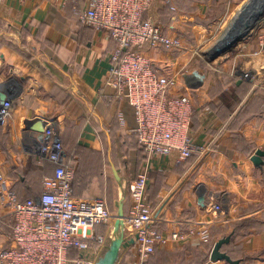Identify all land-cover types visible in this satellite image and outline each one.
<instances>
[{
    "label": "crops",
    "instance_id": "1",
    "mask_svg": "<svg viewBox=\"0 0 264 264\" xmlns=\"http://www.w3.org/2000/svg\"><path fill=\"white\" fill-rule=\"evenodd\" d=\"M253 1L167 0L151 13L169 36L199 48L197 56L155 55L158 66L191 96V136L199 152L182 162L176 152L153 157L146 203L154 211L155 228L165 234L203 225L211 232L209 242L191 237L164 244L152 257L156 264H229L210 259L215 243L228 236L231 241L222 252L232 260L264 264V165L255 166L251 160L257 150L264 151V28L233 53L214 59L216 64L207 66L203 60L209 49L212 53L224 42L235 17L253 11ZM169 2L174 11L162 19ZM114 48L112 38L81 20L72 2L0 0V103L3 96L13 102L12 119L0 127V170L21 198H38L43 177L52 173L27 166L37 134L27 125L55 120L66 146L90 148L103 156L98 173L90 175L89 189L77 191V197L105 198V184L114 178L120 195L118 206L111 204L113 214L117 218L121 202L125 216L131 214L134 183L146 157L136 139L131 144L137 151L123 153L120 163L103 151V136L126 137L135 124L132 108L115 102L111 89L101 95ZM196 72L201 79L191 78ZM119 111L124 112L127 127L118 126ZM74 122L81 126L73 127ZM16 166L25 177L14 171ZM219 199L224 214L218 217L208 206ZM116 218L112 225L94 230L106 240L98 261L113 240ZM12 226L13 219L0 209V246L9 243L4 230ZM131 235V230L125 231L126 239ZM119 259L117 264H134L138 246L122 250Z\"/></svg>",
    "mask_w": 264,
    "mask_h": 264
},
{
    "label": "built area",
    "instance_id": "2",
    "mask_svg": "<svg viewBox=\"0 0 264 264\" xmlns=\"http://www.w3.org/2000/svg\"><path fill=\"white\" fill-rule=\"evenodd\" d=\"M65 1L73 3L74 12L83 22L115 42L101 95L106 96L111 89L115 102L132 108L135 124L129 130L146 157L134 183L131 214L123 219L125 231L132 232L129 239H135L138 246L134 264H155L152 257L168 242H186L191 237L209 242L207 225L169 235L157 230L154 211L146 203L153 157L176 152L182 162L199 152L191 136V96L174 76L158 66L159 57L155 55L169 52L197 56L199 48L188 46L179 36H169L151 17L155 5L167 0ZM12 117L13 102L6 99L0 103V127L9 124ZM118 120L127 127L123 111L118 112ZM44 123L43 139L36 134L30 145L33 165L52 171L43 177L38 198L22 199L0 170V209L13 219L10 246H0V264H97L98 252L106 240L97 238L94 230L112 225L116 216L106 201L75 195L74 163L78 156L64 146L57 121ZM208 207L218 217L224 214L221 200H212Z\"/></svg>",
    "mask_w": 264,
    "mask_h": 264
},
{
    "label": "rangeland",
    "instance_id": "3",
    "mask_svg": "<svg viewBox=\"0 0 264 264\" xmlns=\"http://www.w3.org/2000/svg\"><path fill=\"white\" fill-rule=\"evenodd\" d=\"M264 13V9L260 11L259 13V18L263 17V19H261V21L259 22H253V20H251V18H248L247 23H249L251 25V29L249 31H247L246 33H241L240 29H239V23H243L246 21L245 18L238 16L235 17L238 19V23L237 26L235 27L236 30L233 32V34L231 35L234 37H238V39H235L233 44L231 45V47H229V50L224 53L222 56L231 54L234 52V50L237 48V46H239L240 44H243L245 42H247L248 40H250L251 38H253L254 36L258 35V32L263 31L264 28V14L261 15V13ZM232 25V23H231ZM220 35V34H219ZM219 35L216 36V41H218ZM217 43V42H216ZM222 44H219V47H223L224 45H226V42L221 41ZM216 45V44H215ZM210 50V49H209ZM207 51L206 53H210V51ZM215 50V49H214ZM214 50L212 53L208 54H204L203 55V60L206 61L207 66L208 64H216V60H214ZM221 57V56H220ZM222 58V57H221ZM161 65V64H159ZM168 69V68H167ZM167 74L169 72H166ZM82 122V121H80ZM8 125V124H7ZM73 127L78 128L81 126V124H76V122H74L72 124ZM7 129H9V126L6 127ZM129 132V131H128ZM130 133V132H129ZM103 136V134H102ZM72 139V137H71ZM134 139V140H133ZM103 143H104V154L106 155L107 158H109V155H111L113 158H115V160L120 163L122 160V154L123 153H127V152H134V150L137 151V149H134V146L132 145L133 142L135 143V138L134 135H132L130 133V135L128 136H121L119 138L117 137H113V138H107V136H103L102 137ZM125 141L130 142L128 144H123ZM132 143V144H131ZM64 146L66 147V149L69 151L70 150V145L68 147V145L66 146L64 141H63ZM69 144V143H68ZM68 147V148H67ZM73 151H75V153L77 154V156H79V161H76V163H74V167H75V176H76V183H77V191L80 192L83 189H89L88 187V180L91 179V174L93 175L94 173L97 174L99 171V167L101 166V164L103 163V156H98V154L94 153L93 151H91L90 148H88L87 150H79L78 149V153L76 152V149L71 148ZM82 158V159H81ZM108 161V159L106 160ZM112 164H113V160H112ZM116 168V167H115ZM49 170H44L43 172H47ZM77 173V175H76ZM116 174H115V178H116ZM115 180L114 178L112 180H110V182H108V184H105L104 187V191H105V198H100L98 197L96 200H104L106 201L107 205L109 206V208L111 207L112 202L113 205L118 206V200H119V195L120 193H118V189L116 191V186L114 184ZM102 185H104V182L102 181ZM102 185H101V193H102ZM108 196V198H107ZM112 210V209H111ZM114 213V212H113ZM115 214V213H114ZM117 219V218H116ZM10 223L11 220L9 219ZM115 221V220H114ZM10 229L5 228V235L8 236V232ZM211 233V232H210ZM155 263V262H153ZM156 264V263H155Z\"/></svg>",
    "mask_w": 264,
    "mask_h": 264
},
{
    "label": "water",
    "instance_id": "4",
    "mask_svg": "<svg viewBox=\"0 0 264 264\" xmlns=\"http://www.w3.org/2000/svg\"><path fill=\"white\" fill-rule=\"evenodd\" d=\"M264 13L262 12L261 15ZM238 20H236L230 27L228 33L223 37V40L226 42V45L223 46L222 48L217 46L214 50V59L219 58L222 56L224 53H226L229 50V47L233 44L235 39H238V37H234L231 35L233 32L236 30ZM245 27H249V23H245ZM191 78L194 79H201V76L199 73H194ZM6 100V97H2V102ZM28 130H32L38 134V139L42 140L43 139V133L45 130V123L42 122H35L27 125ZM263 157H264V151L263 150H257L255 154L252 156L251 160L255 164V166H261L263 162ZM115 169V168H114ZM115 174H117L116 169L114 170ZM200 204L204 207V201H205V196L200 197ZM124 210H123V202L120 203V208L117 216V220L115 223L114 227V235H113V240L105 252L104 256H102L98 264H117L119 262V257L122 252V250L130 247L131 245H135V239H126L125 236V224H124ZM231 241V237L228 236L226 238H223L219 240L218 242L215 243L213 250L211 252L210 259L212 261H226L229 264H239L238 261L232 260V258L227 255L226 253L222 252L223 246L226 244H229Z\"/></svg>",
    "mask_w": 264,
    "mask_h": 264
},
{
    "label": "trees",
    "instance_id": "5",
    "mask_svg": "<svg viewBox=\"0 0 264 264\" xmlns=\"http://www.w3.org/2000/svg\"><path fill=\"white\" fill-rule=\"evenodd\" d=\"M174 8L172 7V4L169 2V3H167L165 6H164V8H163V10H162V19H164V16L166 17V15H170L171 13H172V11H174L173 10ZM165 22V21H164ZM165 23H167V22H165ZM117 120V124H118V126L120 125V122H119V120L118 119H116ZM121 126V125H120ZM122 127V126H121ZM134 138L136 139V137L134 136ZM136 141H137V139H136ZM138 143V142H137ZM76 149V152L78 151V149L79 150H81V149H83V150H87L88 151V148H82V147H76L75 148ZM70 151H73L71 148H70ZM92 151V150H91ZM94 152V151H93ZM78 153V152H77ZM94 153H96V154H98V156L100 157V156H102V154L101 153H97V152H94ZM82 159V158H81ZM103 161V160H102ZM33 165V163L31 162V159H30V161L28 162V164H27V166H30V165ZM31 165V166H32ZM264 165V163L261 165V167ZM33 166H35V165H33ZM101 166H102V164H101ZM14 169V171H17V172H19L20 171V169L18 168V166H16L15 168H13ZM49 170V169H48ZM43 172V171H42ZM20 174H19V176L20 177H25V175H26V172H22V171H20L19 172ZM45 174V173H44ZM43 174V175H44ZM76 175H77V173H76ZM14 186V185H13ZM73 186H74V191H75V195L76 196H79L78 195V192H77V183H76V176H75V181H74V184H73ZM14 188H16V186H14ZM20 195V194H19ZM80 197V196H79ZM22 199H30V197H25V198H22ZM112 208H110V210H111ZM112 212H114V210L112 209L111 210ZM104 227V226H106V225H100V226H97L96 228H98V227ZM5 233V232H4ZM6 234V233H5ZM12 234V230H9V232H8V236L9 235H11ZM97 237H101L100 235H96ZM10 243H8L7 244V246H10L9 245Z\"/></svg>",
    "mask_w": 264,
    "mask_h": 264
},
{
    "label": "bare ground",
    "instance_id": "6",
    "mask_svg": "<svg viewBox=\"0 0 264 264\" xmlns=\"http://www.w3.org/2000/svg\"><path fill=\"white\" fill-rule=\"evenodd\" d=\"M263 9H264V0H254L253 1V11H250L249 13L243 15L244 17L241 16V17L246 19L245 22L239 23V25H238L241 33H246L247 31H249L251 29L250 24H249L248 28L245 27V23H247L248 18H251V20H253V22H259V21H261V19H263V17L259 18V13ZM220 44H222V43H220Z\"/></svg>",
    "mask_w": 264,
    "mask_h": 264
}]
</instances>
